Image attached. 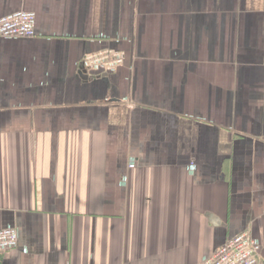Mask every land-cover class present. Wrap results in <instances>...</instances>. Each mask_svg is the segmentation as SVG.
<instances>
[{"label": "crops", "instance_id": "0c3cea01", "mask_svg": "<svg viewBox=\"0 0 264 264\" xmlns=\"http://www.w3.org/2000/svg\"><path fill=\"white\" fill-rule=\"evenodd\" d=\"M20 10L0 264H193L243 232L264 264V0H0Z\"/></svg>", "mask_w": 264, "mask_h": 264}, {"label": "built area", "instance_id": "2783aa9c", "mask_svg": "<svg viewBox=\"0 0 264 264\" xmlns=\"http://www.w3.org/2000/svg\"><path fill=\"white\" fill-rule=\"evenodd\" d=\"M35 14L20 10L10 15L0 17V36L7 38L31 37L34 33ZM134 158L128 162L134 167ZM193 168V165H190ZM18 233L14 227L0 229V252L14 248ZM260 243L247 232L237 234L227 239L212 255L193 264H260Z\"/></svg>", "mask_w": 264, "mask_h": 264}]
</instances>
